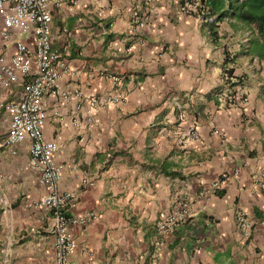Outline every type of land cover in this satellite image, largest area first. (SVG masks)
Instances as JSON below:
<instances>
[{
	"label": "crops",
	"instance_id": "obj_1",
	"mask_svg": "<svg viewBox=\"0 0 264 264\" xmlns=\"http://www.w3.org/2000/svg\"><path fill=\"white\" fill-rule=\"evenodd\" d=\"M180 1L50 7L51 47L66 65L56 88L70 94L43 98L41 131L56 147L57 191L73 196L68 213L92 215L71 230L72 262L264 264V55L250 52L257 31L224 18L213 39ZM6 34L5 64L15 42L33 43ZM225 69L236 78L231 88ZM23 83L0 87V264H54V222L38 206L45 191L27 166L28 142L6 144L5 104ZM179 201L186 220L162 236L155 226Z\"/></svg>",
	"mask_w": 264,
	"mask_h": 264
},
{
	"label": "built area",
	"instance_id": "obj_2",
	"mask_svg": "<svg viewBox=\"0 0 264 264\" xmlns=\"http://www.w3.org/2000/svg\"><path fill=\"white\" fill-rule=\"evenodd\" d=\"M148 1V0H147ZM60 0H0V25L2 37L7 38V31L29 35L33 39L32 47L21 42L14 43V53L8 63L0 59V87L7 89L20 79L22 84L21 97L5 104L8 127L6 144L10 147L27 141V166L39 177L40 185L45 194L38 206L50 212L53 219V241L51 244L54 264H79L70 260L75 252V242L71 230L83 227L89 218L75 217L68 213L67 207L73 206V196L69 193H59L57 182L60 178L61 166L56 164L53 154L56 150L52 142L43 138L41 127L45 119V96L57 95L61 101L69 98V92L57 91L56 81L65 71L66 65L61 55L51 47L50 7L60 6ZM192 6L185 5L179 11L186 13ZM194 9V8H193ZM146 15L133 18V25H141ZM93 104V100L90 101ZM190 139L197 134L194 129L187 133ZM11 154L14 155L12 151ZM216 186V183L211 185ZM187 203L179 201L171 212L156 224V230L163 236L171 234L187 217ZM237 223L240 228L248 230V224L239 214ZM162 240L155 247L160 250Z\"/></svg>",
	"mask_w": 264,
	"mask_h": 264
},
{
	"label": "trees",
	"instance_id": "obj_3",
	"mask_svg": "<svg viewBox=\"0 0 264 264\" xmlns=\"http://www.w3.org/2000/svg\"><path fill=\"white\" fill-rule=\"evenodd\" d=\"M180 4L181 7L189 5L194 8V13L191 10L186 13L198 15L213 39L217 24L224 18H231L246 27H254L257 37L251 38L253 48L250 52L256 56L264 55V52L260 51L261 48L264 51V0H181ZM224 62L227 64L229 60L225 58ZM223 73L226 76L227 88H231L234 85L231 80L236 79L232 75V69H225ZM237 81L240 83V79Z\"/></svg>",
	"mask_w": 264,
	"mask_h": 264
}]
</instances>
